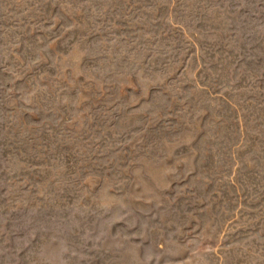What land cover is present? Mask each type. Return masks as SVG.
Segmentation results:
<instances>
[{
  "label": "rangeland",
  "instance_id": "obj_1",
  "mask_svg": "<svg viewBox=\"0 0 264 264\" xmlns=\"http://www.w3.org/2000/svg\"><path fill=\"white\" fill-rule=\"evenodd\" d=\"M0 264H264V0H0Z\"/></svg>",
  "mask_w": 264,
  "mask_h": 264
}]
</instances>
